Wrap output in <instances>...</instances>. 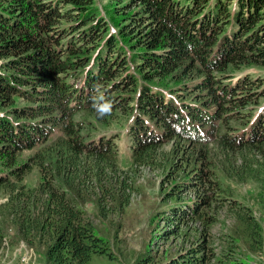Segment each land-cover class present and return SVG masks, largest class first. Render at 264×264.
Segmentation results:
<instances>
[{
  "label": "trees",
  "instance_id": "16d2710c",
  "mask_svg": "<svg viewBox=\"0 0 264 264\" xmlns=\"http://www.w3.org/2000/svg\"><path fill=\"white\" fill-rule=\"evenodd\" d=\"M250 64L264 66V0H0L1 217L28 242L46 243L49 264L112 255L79 202L93 197L104 216L124 206L129 172L115 165V135L84 137L88 119L75 114L108 123L118 111L127 119L130 170L167 159L159 149L166 141L192 144L188 160L199 164L177 189L200 193L174 196L169 209L206 226L208 187H219L204 167L206 144L217 142L224 169L241 179L257 173V159L264 164V108L253 115L249 107L261 91L245 74L221 79ZM235 118L243 126L230 131ZM34 164L43 176L29 186L22 180ZM243 219L259 240L256 220ZM204 247L170 264H201Z\"/></svg>",
  "mask_w": 264,
  "mask_h": 264
},
{
  "label": "rangeland",
  "instance_id": "374dc122",
  "mask_svg": "<svg viewBox=\"0 0 264 264\" xmlns=\"http://www.w3.org/2000/svg\"><path fill=\"white\" fill-rule=\"evenodd\" d=\"M106 0H97L98 6H104ZM102 13L104 11L102 10ZM255 80L254 89L260 90L256 102L249 103L254 115L264 108V66L250 64L238 68H228L221 72V79L235 80L241 75ZM244 115L248 113L247 106ZM247 111V112H246ZM122 113L108 123L98 122L94 116L83 113L75 114V118L86 117L87 125L83 126L84 137L92 138L97 135H115L116 162L119 170L129 172L126 191L129 193L128 203L121 206L114 203L116 208L109 210L104 216L94 202L88 197L79 202L85 215L108 245L112 255L93 254L92 264H133L142 258L150 264H170L179 258L190 247L204 245V251L210 254L201 264H264V164L262 159L253 163L254 176L241 179L229 169H224L229 162L223 159L224 155L217 152V142L206 144L207 161L204 163L210 173V179L217 182V189L208 187L212 196L209 206L203 208L209 214L207 225H202L198 219L188 220L175 218L171 213V206L176 202V195H184L188 199L197 196L199 189L190 186L185 190L177 189L186 181L192 180L194 168L188 160L189 151L193 148L187 140L172 139L162 143L159 149L168 154L167 159H160L150 165L132 167V158L129 137L126 133V120ZM251 114V115H252ZM245 115L242 116V119ZM230 131L241 129L240 120L230 121ZM54 134L52 137H57ZM51 138V137H50ZM49 138V140H50ZM48 140V141H49ZM198 145V144H197ZM196 145V146H197ZM38 146L24 149L20 153V160H29V155ZM164 153V155H165ZM212 157H211V156ZM233 155V153H231ZM261 158V157H260ZM244 160L237 157L235 165ZM230 165V164H229ZM43 172L36 165L26 171L23 182L29 186L37 184L42 179ZM84 190V189H83ZM87 190V189H86ZM217 190V191H216ZM88 192L92 191L90 188ZM6 199L5 192H0V202ZM237 204V207H236ZM111 204H109L110 206ZM239 205V206H238ZM249 213L258 224L257 239L250 235L243 216ZM46 243L38 241L28 242L21 237L10 222L0 215V264H49L45 257ZM200 252V251H198Z\"/></svg>",
  "mask_w": 264,
  "mask_h": 264
}]
</instances>
